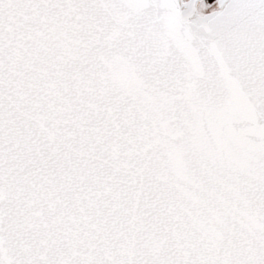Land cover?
Here are the masks:
<instances>
[{"label": "snow or ice", "instance_id": "1", "mask_svg": "<svg viewBox=\"0 0 264 264\" xmlns=\"http://www.w3.org/2000/svg\"><path fill=\"white\" fill-rule=\"evenodd\" d=\"M0 264H264V0H0Z\"/></svg>", "mask_w": 264, "mask_h": 264}]
</instances>
